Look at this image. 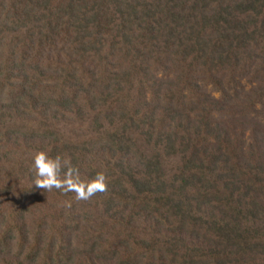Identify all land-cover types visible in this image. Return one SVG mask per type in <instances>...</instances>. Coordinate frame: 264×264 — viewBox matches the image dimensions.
<instances>
[{
	"label": "trees",
	"instance_id": "trees-1",
	"mask_svg": "<svg viewBox=\"0 0 264 264\" xmlns=\"http://www.w3.org/2000/svg\"><path fill=\"white\" fill-rule=\"evenodd\" d=\"M0 264H264V0H0Z\"/></svg>",
	"mask_w": 264,
	"mask_h": 264
},
{
	"label": "clouds",
	"instance_id": "clouds-1",
	"mask_svg": "<svg viewBox=\"0 0 264 264\" xmlns=\"http://www.w3.org/2000/svg\"><path fill=\"white\" fill-rule=\"evenodd\" d=\"M32 171L35 176L32 186L46 192L53 189L65 194L73 192L77 201L90 200L97 193L108 190V179L103 172L91 180H84L79 169L69 159L51 157L46 151H38L34 155Z\"/></svg>",
	"mask_w": 264,
	"mask_h": 264
}]
</instances>
